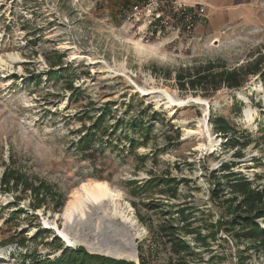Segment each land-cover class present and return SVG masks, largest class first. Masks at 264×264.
<instances>
[{
  "label": "rangeland",
  "instance_id": "1",
  "mask_svg": "<svg viewBox=\"0 0 264 264\" xmlns=\"http://www.w3.org/2000/svg\"><path fill=\"white\" fill-rule=\"evenodd\" d=\"M254 65L237 89L177 82ZM219 116L244 147L228 148ZM225 163L264 188V0H0V264L73 261L64 248L133 264H264L261 244L229 233L233 194L213 193ZM93 181L109 195L86 196Z\"/></svg>",
  "mask_w": 264,
  "mask_h": 264
},
{
  "label": "trees",
  "instance_id": "2",
  "mask_svg": "<svg viewBox=\"0 0 264 264\" xmlns=\"http://www.w3.org/2000/svg\"><path fill=\"white\" fill-rule=\"evenodd\" d=\"M188 12L182 11L180 15L177 17L182 23L188 17ZM162 19V17H161ZM159 19L157 22H159ZM193 17L190 16L189 20H192ZM192 24V22L190 21ZM153 32H155L153 30ZM70 69V67H68ZM186 74L181 75L179 73L177 75V82L179 85V89L181 90H201L207 91L210 90H218L222 85L226 86L230 89H237L242 87L246 80V76L251 74L255 75L260 72L258 67L254 65L252 68L249 66H244L239 69H234L232 71H227L225 69L215 70V67H205L203 71L200 69H188ZM185 71V72H186ZM191 72V73H190ZM237 111L240 112V108H237ZM215 126L218 132L222 134H234L231 138L227 139L228 148H237L244 147L247 142H241L239 138L236 137L238 130L236 129L234 123L229 121L227 118L223 116L215 117ZM104 119L102 117L98 118L93 122L92 128L88 130V136L82 137L80 140V144H84L83 146H87L90 142L95 138L96 134L101 131ZM135 131L143 132L147 130L142 121H136L131 125ZM103 135L107 134V130L104 129L102 131ZM110 135V134H108ZM113 137V136H111ZM125 140H129L130 146H136L137 143L134 140L129 139L128 137H124ZM236 157H240L239 153H235ZM234 166V163H225L222 164L221 177L214 175V179L217 180L219 178L227 179V183L225 187H221L223 184L219 181H216V187L213 190V193L216 194L220 192L221 195L223 191L227 188L230 191V194H233L229 199H224V202L227 203V210L230 216H232V220L228 221L229 233L232 234L233 237L237 239H244L255 241L258 244H261L264 247V188L261 190L252 189V185L254 182L249 180L247 177L241 175L240 173H235L231 171V168ZM171 179L165 178L161 181V186H171ZM160 194L172 195L175 196L176 189L170 191V189H160ZM235 196V197H234ZM237 196L240 198L237 204H234ZM182 210L178 211L181 212ZM177 223H183L185 218L182 216L177 219ZM171 227L172 224H169ZM178 226V225H177ZM180 230L184 234H189L192 231H187L186 227H180ZM176 233V232H174ZM180 234V233H179ZM179 244H181L179 242ZM69 253L68 258H73V261H56L54 264H133L130 261H124L121 259H114L106 255H90L86 254L82 248H75L74 251H70L68 248H64L63 254ZM71 255V256H70Z\"/></svg>",
  "mask_w": 264,
  "mask_h": 264
},
{
  "label": "bare ground",
  "instance_id": "3",
  "mask_svg": "<svg viewBox=\"0 0 264 264\" xmlns=\"http://www.w3.org/2000/svg\"><path fill=\"white\" fill-rule=\"evenodd\" d=\"M167 98H168L169 105L173 106V107L182 106L187 102V100L173 99L169 95H167ZM191 100H194V102H196V103H200L201 101H203L202 99H200L198 97L197 98H195V97L191 98ZM89 183H91V182H89ZM91 184H93V185H91ZM91 184H89L90 186L88 188L85 186L86 184H83L82 188H84V190L86 191V192L84 191L86 193V196L90 197V199L92 201H94V200L96 201V200H99L101 198H105L109 195L110 191H109L108 185L105 182L93 181ZM82 199H83V197L76 198L73 203L71 202L72 206L74 208H77L80 205ZM51 227L65 240L66 244L74 245V239H73L74 237L72 236V234L68 230V228H67L68 225H65L64 227L60 228L56 224H53V225H51ZM76 242H77V239H76ZM105 255H108V254H105Z\"/></svg>",
  "mask_w": 264,
  "mask_h": 264
},
{
  "label": "built area",
  "instance_id": "4",
  "mask_svg": "<svg viewBox=\"0 0 264 264\" xmlns=\"http://www.w3.org/2000/svg\"><path fill=\"white\" fill-rule=\"evenodd\" d=\"M159 19H161V14L157 15L156 18H153V22H154L155 25H157V23H158L157 21H158ZM160 21H161V20H160ZM150 24H152V23H150Z\"/></svg>",
  "mask_w": 264,
  "mask_h": 264
}]
</instances>
